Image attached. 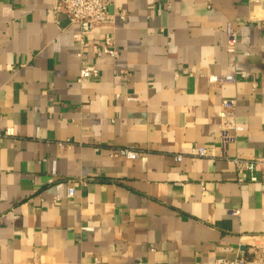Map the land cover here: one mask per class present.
<instances>
[{"label": "crops", "instance_id": "0c3cea01", "mask_svg": "<svg viewBox=\"0 0 264 264\" xmlns=\"http://www.w3.org/2000/svg\"><path fill=\"white\" fill-rule=\"evenodd\" d=\"M113 3L119 59L95 56L109 30L94 29L84 57L101 77L81 83L79 26L62 25L55 0H0V264L253 259L264 248V185L240 183L219 158V111L236 100L244 128L229 157H263L264 6ZM229 23L250 78L214 83L234 72ZM198 147L219 157L188 155ZM118 148L141 155L113 156ZM80 179L87 185L68 198Z\"/></svg>", "mask_w": 264, "mask_h": 264}, {"label": "built area", "instance_id": "2783aa9c", "mask_svg": "<svg viewBox=\"0 0 264 264\" xmlns=\"http://www.w3.org/2000/svg\"><path fill=\"white\" fill-rule=\"evenodd\" d=\"M251 4L256 6H264V0H249ZM114 0H55L54 12L58 17H64L70 20L71 23L79 26V31L75 34V40L79 46L78 56L81 61L80 75L78 82H83L87 79L98 80L101 77L100 70L96 65L91 64L84 57V51L90 47L86 36L96 28H105L109 30L100 44L91 46L97 58L104 55L109 56L113 60L119 59V51L116 47L114 33L112 32L115 22V14L111 13V7ZM121 16L123 15L120 14ZM227 44L230 53V66L234 68L232 74L224 76H212L214 83H234L239 80H248L250 73L238 69L237 54H238V30L232 23H229L227 28ZM246 53V52H245ZM257 84H254L256 88ZM221 120V142L222 155L219 157L215 152L211 153L205 147L192 148L188 155L198 158H224L234 164L238 173V181L240 183H262L264 185V156L254 159H244L240 157L230 158L228 155V145L235 141V136L244 130L237 122V101L234 99H225L221 104L219 111ZM141 155L139 150L131 148H118L113 152V156H122L131 160H136ZM184 158L183 154L176 156V161L181 162ZM85 180H75L72 186L68 189V198H74L76 188L85 186ZM232 214H238V210H233ZM249 261L264 264V248H258L254 251V257L250 260L244 255L231 260L229 264H247ZM99 262V260H97Z\"/></svg>", "mask_w": 264, "mask_h": 264}, {"label": "water", "instance_id": "95a60500", "mask_svg": "<svg viewBox=\"0 0 264 264\" xmlns=\"http://www.w3.org/2000/svg\"><path fill=\"white\" fill-rule=\"evenodd\" d=\"M61 19L63 20V22H62L63 26L68 25L70 23V20L67 18L61 17Z\"/></svg>", "mask_w": 264, "mask_h": 264}]
</instances>
